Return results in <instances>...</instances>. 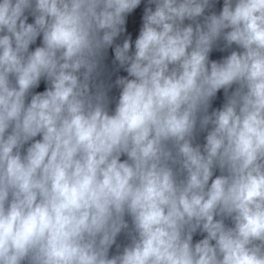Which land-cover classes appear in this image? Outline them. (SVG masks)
I'll list each match as a JSON object with an SVG mask.
<instances>
[{
  "label": "clouds",
  "instance_id": "obj_1",
  "mask_svg": "<svg viewBox=\"0 0 264 264\" xmlns=\"http://www.w3.org/2000/svg\"><path fill=\"white\" fill-rule=\"evenodd\" d=\"M0 264H264V0H0Z\"/></svg>",
  "mask_w": 264,
  "mask_h": 264
}]
</instances>
